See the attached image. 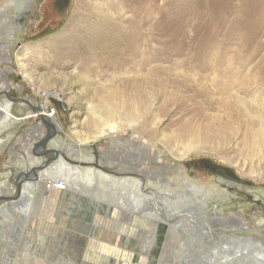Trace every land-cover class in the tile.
Masks as SVG:
<instances>
[{
  "label": "rangeland",
  "instance_id": "rangeland-1",
  "mask_svg": "<svg viewBox=\"0 0 264 264\" xmlns=\"http://www.w3.org/2000/svg\"><path fill=\"white\" fill-rule=\"evenodd\" d=\"M8 54L0 264H264V0H0Z\"/></svg>",
  "mask_w": 264,
  "mask_h": 264
},
{
  "label": "bare ground",
  "instance_id": "bare-ground-1",
  "mask_svg": "<svg viewBox=\"0 0 264 264\" xmlns=\"http://www.w3.org/2000/svg\"><path fill=\"white\" fill-rule=\"evenodd\" d=\"M24 2V1H23ZM22 9V8H21ZM17 11V10H16ZM21 13V12H20ZM12 17H18V15L16 14V15H13ZM9 20V19H8ZM11 32H13L12 31V29L10 30ZM232 35H233V33H232ZM226 37L228 38V40H229V37H231L229 34H227L226 35ZM237 40H238V36H237ZM239 43L240 44H242L241 43V41H239ZM239 43H238V48H239ZM232 49V48H231ZM236 49V48H235ZM229 50V49H228ZM239 52V51H238ZM241 53V52H240ZM224 54V53H223ZM225 56V55H224ZM228 57V56H227ZM226 57V58H227ZM236 59V56H234V59L233 60H235ZM247 59V58H246ZM225 59H223V61H224ZM226 61H228V60H226ZM230 62V61H229ZM233 62V61H232ZM226 63V62H225ZM224 63V64H225ZM240 64L241 65H246L247 64V62L245 61H243V62H240ZM234 65V64H233ZM238 65V64H237ZM225 66H226V64H225ZM224 67V66H223ZM226 68V67H225ZM225 73H227V76H229L228 78H229V81H227L229 84H225L223 87H224V89H223V92L225 93L226 91H228L232 86H234V85H238V86H240L241 87V89H244L245 91H249L248 90V88H247V86L248 85H251L252 83L251 82H253V81H255L256 82V84H257V81H259L260 80V82H262V78L261 77H263V76H261L262 75V73L263 72H261L260 70H255V71H251L250 73H248V75H246V74H243L242 72H238L237 71V69H229L228 68V71L227 72H225ZM231 77H233V78H231ZM235 83H237V84H235ZM254 84V83H253ZM262 84H264V83H262ZM258 85H259V83H258ZM257 85V86H258ZM1 108L0 109H3V110H7V109H9L10 107H9V105L8 106H4L3 107V105H1L0 106ZM10 110V109H9ZM2 122V121H1ZM263 134V133H262ZM261 134V135H262ZM259 139H260V137H259ZM36 171V170H35ZM45 172L44 173H42V174H37L38 175V178H39V180L41 179V180H46V176H45ZM68 184H69V181L67 182ZM69 186H70V184H69Z\"/></svg>",
  "mask_w": 264,
  "mask_h": 264
},
{
  "label": "built area",
  "instance_id": "built-area-1",
  "mask_svg": "<svg viewBox=\"0 0 264 264\" xmlns=\"http://www.w3.org/2000/svg\"><path fill=\"white\" fill-rule=\"evenodd\" d=\"M43 97H47V94H43ZM47 101V100H46ZM45 101L44 105L41 106V110L39 112V116L44 118L46 121L47 119H53L56 115V110L51 108L50 105ZM51 189L59 192H67L69 190L68 183L63 179H54L50 183Z\"/></svg>",
  "mask_w": 264,
  "mask_h": 264
},
{
  "label": "flooded vegetation",
  "instance_id": "flooded-vegetation-1",
  "mask_svg": "<svg viewBox=\"0 0 264 264\" xmlns=\"http://www.w3.org/2000/svg\"><path fill=\"white\" fill-rule=\"evenodd\" d=\"M66 1L67 0H59V4L64 6ZM8 49H9V47H8ZM8 52H9V50H8ZM9 60L10 59H9V54H8V57L4 61H0V63H2V62L3 63L4 62L7 63V62H9ZM5 65H6V68L9 66L7 64H5ZM6 68L4 70H2V68L0 66V100H1V97H2L3 94H5L7 96V98L11 97L9 95V88H7V84L9 85V82H8L9 77H7L9 72L7 71ZM217 171L223 172L221 169H218Z\"/></svg>",
  "mask_w": 264,
  "mask_h": 264
},
{
  "label": "water",
  "instance_id": "water-1",
  "mask_svg": "<svg viewBox=\"0 0 264 264\" xmlns=\"http://www.w3.org/2000/svg\"><path fill=\"white\" fill-rule=\"evenodd\" d=\"M66 3H67V1H66ZM66 3H65V4H66ZM40 117H41V116H40ZM40 119L43 120L44 122H47V121H46L44 118H42V117H41Z\"/></svg>",
  "mask_w": 264,
  "mask_h": 264
}]
</instances>
